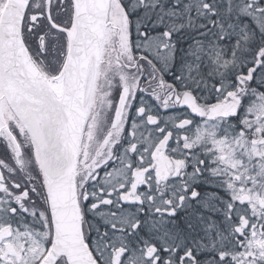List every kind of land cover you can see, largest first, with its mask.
Listing matches in <instances>:
<instances>
[{
	"label": "snow or ice",
	"instance_id": "obj_1",
	"mask_svg": "<svg viewBox=\"0 0 264 264\" xmlns=\"http://www.w3.org/2000/svg\"><path fill=\"white\" fill-rule=\"evenodd\" d=\"M0 264H264V0H0Z\"/></svg>",
	"mask_w": 264,
	"mask_h": 264
}]
</instances>
